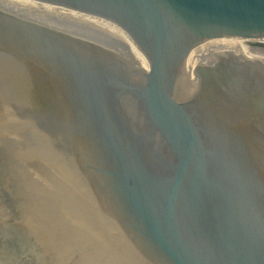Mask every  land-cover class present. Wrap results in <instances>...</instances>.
I'll return each mask as SVG.
<instances>
[{
  "label": "water",
  "instance_id": "obj_1",
  "mask_svg": "<svg viewBox=\"0 0 264 264\" xmlns=\"http://www.w3.org/2000/svg\"><path fill=\"white\" fill-rule=\"evenodd\" d=\"M109 45L0 7V264H264V0H42Z\"/></svg>",
  "mask_w": 264,
  "mask_h": 264
},
{
  "label": "bare ground",
  "instance_id": "obj_2",
  "mask_svg": "<svg viewBox=\"0 0 264 264\" xmlns=\"http://www.w3.org/2000/svg\"><path fill=\"white\" fill-rule=\"evenodd\" d=\"M0 7L104 42L119 54L130 71L137 68L146 73L149 70L147 55L136 41L122 27L107 19L42 0H0ZM216 40L239 44L248 51L246 42L263 41L264 38L218 37Z\"/></svg>",
  "mask_w": 264,
  "mask_h": 264
},
{
  "label": "rangeland",
  "instance_id": "obj_3",
  "mask_svg": "<svg viewBox=\"0 0 264 264\" xmlns=\"http://www.w3.org/2000/svg\"><path fill=\"white\" fill-rule=\"evenodd\" d=\"M248 51L254 54L262 55L264 56V40L258 41V40H252L250 42L245 43ZM124 65V64H123ZM125 71L127 76H130L134 79V81L141 82L145 78V73L141 69H131L132 71L128 70V66L124 65ZM132 74V75H131Z\"/></svg>",
  "mask_w": 264,
  "mask_h": 264
}]
</instances>
